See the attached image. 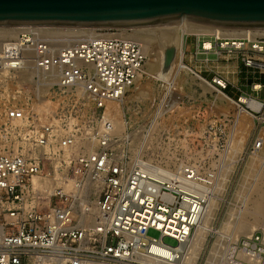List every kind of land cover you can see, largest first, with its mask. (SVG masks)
I'll return each mask as SVG.
<instances>
[{"label":"built area","instance_id":"1","mask_svg":"<svg viewBox=\"0 0 264 264\" xmlns=\"http://www.w3.org/2000/svg\"><path fill=\"white\" fill-rule=\"evenodd\" d=\"M214 37L218 44L204 41L203 50L239 52L245 66L264 73V38ZM148 59L121 28L33 26L6 41L0 264H146L139 255H155V246L170 247L165 237L178 243L200 224L219 185L218 167L206 168L187 150L175 148L165 159L150 153L160 144L154 119L161 107L169 108L158 120L168 114L171 100L164 98L151 127L137 134L138 148H127L121 110L148 74ZM156 80L168 94L176 82ZM210 83L220 91L229 85L219 75ZM244 97L253 99L240 95L237 104L264 122V108L250 107ZM252 153L264 157V136ZM150 229L161 237H149ZM259 243L255 232L244 246L256 251Z\"/></svg>","mask_w":264,"mask_h":264},{"label":"rangeland","instance_id":"2","mask_svg":"<svg viewBox=\"0 0 264 264\" xmlns=\"http://www.w3.org/2000/svg\"><path fill=\"white\" fill-rule=\"evenodd\" d=\"M159 28L147 29L154 33L153 30ZM204 35L206 34H185L184 42L192 40L193 44L195 42L197 44L199 40L215 38L214 34ZM188 58L183 51L182 55L180 53L177 57V65L182 59L190 66ZM223 63L224 66L227 65L226 60ZM207 66L214 69L215 64L213 61H209ZM150 68V64H146L145 70L148 74L142 81L146 84L147 91L138 93L140 86L137 84L129 92L128 96L130 97L122 106L126 130L131 136L127 144L128 150L133 153L138 148L140 137L137 134L145 132L151 127L154 113L161 101L164 98L171 100L173 106L165 117L158 120L153 131L155 132L154 136L158 138L157 141L160 142L159 145L156 144L159 149L152 150L150 153L165 159L175 154V148L180 153L187 150L190 159L203 158L206 168L217 166L220 174L218 199L215 203L214 218L211 221V227L214 230L201 237L197 245L193 246L195 256L190 264H223L230 242L220 236V231L240 235L237 251L234 254L236 263L256 264L242 260L238 254L245 247L244 241L247 238L245 230L248 226H256L255 232L262 238V243L258 244L256 251L264 250V217L253 214L254 201L262 195L264 196V166L258 158L259 155L252 153L257 138L264 136V122L249 112H240L231 101L220 96L219 88L205 83L191 71L180 73L178 80L173 85L172 92L168 94V91L161 85L162 82L155 81V78L150 76ZM219 76L227 78L224 74ZM232 78L233 75L230 74V80ZM234 78L238 79L236 75ZM222 91L234 101H238L239 93L234 95L233 92H230L229 85ZM1 93L2 91H0V127L4 123L7 106ZM154 141L155 139H153V143H155ZM230 141H232V148L228 154H225ZM215 146H218V149ZM171 148L172 150H170ZM260 172L261 176L258 177ZM245 199H247V211L239 220L235 213ZM240 222L244 223V228H240ZM148 235L151 238L161 237V233L155 229H150ZM164 241L170 245L177 244L176 240L168 237H165ZM231 245L235 244L231 242ZM258 264H264V251L262 252V261Z\"/></svg>","mask_w":264,"mask_h":264},{"label":"water","instance_id":"3","mask_svg":"<svg viewBox=\"0 0 264 264\" xmlns=\"http://www.w3.org/2000/svg\"><path fill=\"white\" fill-rule=\"evenodd\" d=\"M185 20L264 29V0H0V27L159 28ZM177 47L164 52L169 72Z\"/></svg>","mask_w":264,"mask_h":264},{"label":"bare ground","instance_id":"4","mask_svg":"<svg viewBox=\"0 0 264 264\" xmlns=\"http://www.w3.org/2000/svg\"><path fill=\"white\" fill-rule=\"evenodd\" d=\"M27 27H0V53L3 50L4 44L7 40L13 39V34L18 32L19 30L26 29ZM81 29V28H80ZM94 28H89V30L93 31ZM123 29L127 36L133 38L134 40L140 42L143 45L145 52L149 55V60L147 64H150V76L152 78L159 79H174L177 80V77L183 71H193V68L182 61V59L178 62L177 65V57L183 52V44H184V36L185 34L189 35H200V34H214L218 38H264V29H237V28H222L217 26L206 25L198 22H190L185 20L181 25L177 27H162L159 29H154V33H152L149 29H141V28H121ZM130 31V33H129ZM177 47V57L175 58L172 67L169 72L163 71V62H164V52L168 46ZM211 45L210 41L206 42V46L209 47ZM179 53V54H178ZM182 58V57H181ZM198 77H200L198 75ZM203 79V78H202ZM138 85L140 86L138 93H144L147 91L146 84H144L142 79L138 80ZM205 83L211 84L207 79H203ZM220 96L222 98L228 99L231 101L235 107L239 109L240 112L245 111L241 105L237 104L232 98H230L223 91H220ZM244 100L248 102V105L254 109L261 110L264 108L262 102L255 99H246ZM169 107H161L154 119V123L152 128L157 126V120L160 116L168 110ZM122 111V110H121ZM115 119L119 121L120 124H123V121L116 116ZM123 127L125 125L123 124ZM147 141V137H144ZM150 143V142H149ZM148 143V144H149ZM232 148V141L228 144V148L225 154L230 152ZM260 161L262 162V166H264V157L259 155ZM261 176V172L258 177ZM218 188L214 192L213 197L211 198L207 210L200 224L195 228L192 235L189 237H183L182 241L178 242L176 245H170L159 248L155 246L152 251L155 255H139L138 258L145 262L146 264H190L192 259L195 256V248L193 246L197 245L198 240L207 234L210 231H213L214 228L211 227V221L214 218V210L215 203L218 199ZM253 214L255 216L264 217V196L257 198L253 203ZM247 211V199H245L244 203L240 206L239 210L235 213L236 218L239 220ZM240 228H244L245 225L243 222L239 223ZM229 226V223H228ZM256 226H248L245 230L247 237H251L253 233L256 231ZM220 236L222 238L227 239L230 244L228 248L227 255L223 260V264H241L236 263L234 260V254L237 251V242L240 238V235L228 234L226 231H220ZM233 242L235 245H231ZM246 244V243H245ZM158 255V257L156 256ZM238 257L246 262H254L256 264L262 261V254L260 252L255 251V245L253 247H244L239 251ZM175 258L174 261H171Z\"/></svg>","mask_w":264,"mask_h":264},{"label":"crops","instance_id":"5","mask_svg":"<svg viewBox=\"0 0 264 264\" xmlns=\"http://www.w3.org/2000/svg\"><path fill=\"white\" fill-rule=\"evenodd\" d=\"M204 41H210L211 45L214 46L218 44L216 38L199 40L197 44L188 40L183 44L184 55L189 57V63L193 70L210 80L215 75L224 74L229 83V91L233 92L234 95L239 93V96H247L264 103V73L245 66L239 57V52L224 53L218 56L213 50L208 52L203 50ZM225 60L226 66L223 65ZM209 61L214 62V69L207 66ZM230 74L233 75L232 80H230ZM235 75L238 77L237 80L234 78Z\"/></svg>","mask_w":264,"mask_h":264}]
</instances>
